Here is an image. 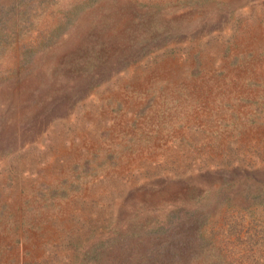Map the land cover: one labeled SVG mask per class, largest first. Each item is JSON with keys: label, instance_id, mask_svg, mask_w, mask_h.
<instances>
[{"label": "rangeland", "instance_id": "1", "mask_svg": "<svg viewBox=\"0 0 264 264\" xmlns=\"http://www.w3.org/2000/svg\"><path fill=\"white\" fill-rule=\"evenodd\" d=\"M0 264H264V0H0Z\"/></svg>", "mask_w": 264, "mask_h": 264}]
</instances>
